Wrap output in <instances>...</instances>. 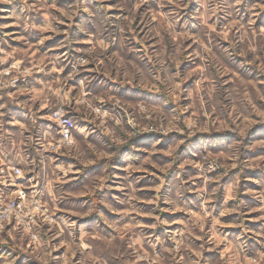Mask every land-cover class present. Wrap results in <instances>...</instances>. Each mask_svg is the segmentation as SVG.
<instances>
[{
	"label": "rangeland",
	"instance_id": "374dc122",
	"mask_svg": "<svg viewBox=\"0 0 264 264\" xmlns=\"http://www.w3.org/2000/svg\"><path fill=\"white\" fill-rule=\"evenodd\" d=\"M0 194V264H264V0H0Z\"/></svg>",
	"mask_w": 264,
	"mask_h": 264
},
{
	"label": "built area",
	"instance_id": "2783aa9c",
	"mask_svg": "<svg viewBox=\"0 0 264 264\" xmlns=\"http://www.w3.org/2000/svg\"><path fill=\"white\" fill-rule=\"evenodd\" d=\"M53 119H54V121L58 127L59 132H60L62 142H70L71 136H72L71 131L74 128L73 121L69 117H67L64 113L59 112V111H55L53 113ZM13 172H14V174H19L21 172V170L19 167H14ZM16 193H18L19 195L23 194V192L20 190L16 191ZM1 195L2 194H0V205H2ZM18 197L20 198L19 201H12L11 203H12L13 208H19L20 209L22 207V204H23V195L18 196Z\"/></svg>",
	"mask_w": 264,
	"mask_h": 264
},
{
	"label": "bare ground",
	"instance_id": "6f19581e",
	"mask_svg": "<svg viewBox=\"0 0 264 264\" xmlns=\"http://www.w3.org/2000/svg\"><path fill=\"white\" fill-rule=\"evenodd\" d=\"M7 180H8L7 178L3 177V181L2 182L5 183V182H7Z\"/></svg>",
	"mask_w": 264,
	"mask_h": 264
},
{
	"label": "crops",
	"instance_id": "0c3cea01",
	"mask_svg": "<svg viewBox=\"0 0 264 264\" xmlns=\"http://www.w3.org/2000/svg\"><path fill=\"white\" fill-rule=\"evenodd\" d=\"M248 264H250V259H249V262H248Z\"/></svg>",
	"mask_w": 264,
	"mask_h": 264
}]
</instances>
